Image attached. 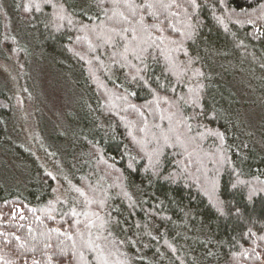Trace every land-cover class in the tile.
Returning <instances> with one entry per match:
<instances>
[{
  "label": "trees",
  "instance_id": "trees-1",
  "mask_svg": "<svg viewBox=\"0 0 264 264\" xmlns=\"http://www.w3.org/2000/svg\"><path fill=\"white\" fill-rule=\"evenodd\" d=\"M31 45L85 101L34 154L0 87V151L36 170L0 185V264H264L262 135L230 84L264 82V0H0V58L24 76Z\"/></svg>",
  "mask_w": 264,
  "mask_h": 264
},
{
  "label": "rangeland",
  "instance_id": "rangeland-1",
  "mask_svg": "<svg viewBox=\"0 0 264 264\" xmlns=\"http://www.w3.org/2000/svg\"><path fill=\"white\" fill-rule=\"evenodd\" d=\"M16 33L24 43L31 44L30 34L26 30L17 29ZM28 67H30L29 71H25L24 76L23 74L20 76L12 59L0 58V87H6L9 95L15 100L14 104L16 100L17 104L19 103L18 109L17 105L15 106L18 115L15 113L13 121L19 131L21 129L17 143L21 147L28 148L29 144L37 139L41 140L47 149L57 151L64 147L67 140L55 144L51 143V140L53 141L59 134L67 137L68 131L79 125L85 99L75 86L68 70L56 65L50 58L42 56L33 45H31ZM230 74L233 76V80H230L231 86L238 90L247 106L250 104L245 109L243 121L255 125L260 130L262 135L260 142L264 149V107L260 104L264 82H257L250 77L241 78L234 72ZM22 83L26 85L23 86ZM17 135L15 134L14 139ZM27 150L37 153L33 147ZM15 153L10 147L0 151V185L29 191L35 181L36 170L30 165L29 159L15 158ZM61 161V168L57 173L64 172L68 175L70 170L66 160ZM59 194L62 195L61 191Z\"/></svg>",
  "mask_w": 264,
  "mask_h": 264
}]
</instances>
